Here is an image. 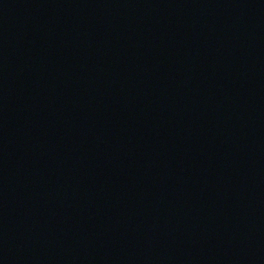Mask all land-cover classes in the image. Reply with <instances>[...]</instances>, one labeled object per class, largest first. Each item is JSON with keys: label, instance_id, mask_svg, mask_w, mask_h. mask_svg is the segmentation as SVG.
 <instances>
[{"label": "water", "instance_id": "water-1", "mask_svg": "<svg viewBox=\"0 0 264 264\" xmlns=\"http://www.w3.org/2000/svg\"><path fill=\"white\" fill-rule=\"evenodd\" d=\"M0 264H264V0H0Z\"/></svg>", "mask_w": 264, "mask_h": 264}]
</instances>
